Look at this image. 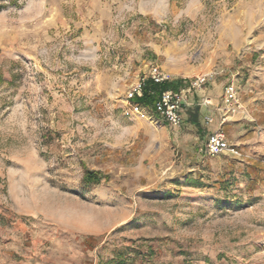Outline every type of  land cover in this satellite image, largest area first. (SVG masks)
I'll use <instances>...</instances> for the list:
<instances>
[{"label": "rangeland", "instance_id": "1", "mask_svg": "<svg viewBox=\"0 0 264 264\" xmlns=\"http://www.w3.org/2000/svg\"><path fill=\"white\" fill-rule=\"evenodd\" d=\"M151 67L234 76L236 154L129 102ZM0 264H264V0H0Z\"/></svg>", "mask_w": 264, "mask_h": 264}, {"label": "built area", "instance_id": "2", "mask_svg": "<svg viewBox=\"0 0 264 264\" xmlns=\"http://www.w3.org/2000/svg\"><path fill=\"white\" fill-rule=\"evenodd\" d=\"M212 76L213 74L210 77L208 75H201L192 79L183 80L182 86L178 89H167L161 92L154 104L156 115L170 126H179L181 124V111L183 107L186 106L189 96L196 89L203 88ZM169 78V76L159 72L157 67H151L148 71V75L141 79L140 89L136 93L141 96V87L148 79L161 84L171 82ZM223 102L225 107L223 109V115L220 118V126L226 122L228 114H233L240 109L237 94L232 86L226 89ZM204 153L210 157L225 153L236 154L234 149L227 146L224 134L220 129L208 137L204 146Z\"/></svg>", "mask_w": 264, "mask_h": 264}, {"label": "crops", "instance_id": "3", "mask_svg": "<svg viewBox=\"0 0 264 264\" xmlns=\"http://www.w3.org/2000/svg\"><path fill=\"white\" fill-rule=\"evenodd\" d=\"M222 70L213 73L215 76L208 80L207 86L196 89L183 107L181 124L174 127L175 138L181 146H190L198 137L208 138L220 129V118L225 107L223 96L229 86L236 87L234 76L227 73L221 74ZM177 81L181 82L178 86L181 87L182 79H174L171 82ZM181 125L186 128L183 136L180 132Z\"/></svg>", "mask_w": 264, "mask_h": 264}, {"label": "trees", "instance_id": "4", "mask_svg": "<svg viewBox=\"0 0 264 264\" xmlns=\"http://www.w3.org/2000/svg\"><path fill=\"white\" fill-rule=\"evenodd\" d=\"M181 82L177 81L176 83H155L154 81L148 79L145 81L144 85L141 87V96H139L136 92L129 98V102L135 104L139 107L149 108L154 111V104L161 94V92L167 89H178L179 84ZM154 114L155 111H154ZM86 179L95 180L97 178V174L93 172L87 171L85 174Z\"/></svg>", "mask_w": 264, "mask_h": 264}]
</instances>
